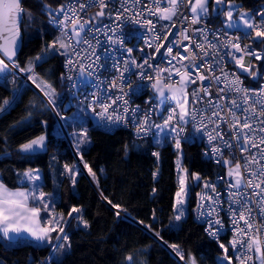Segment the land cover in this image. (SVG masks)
Segmentation results:
<instances>
[{
	"label": "trees",
	"instance_id": "1",
	"mask_svg": "<svg viewBox=\"0 0 264 264\" xmlns=\"http://www.w3.org/2000/svg\"><path fill=\"white\" fill-rule=\"evenodd\" d=\"M64 1L21 0L22 42L13 61L24 74L23 69L34 64L28 77L42 94L20 78L0 82V181L12 189L27 187L20 180L21 172L39 167L43 175L40 186L55 214L49 215L35 202L41 208L40 222L51 227L49 222L56 218L59 225L50 233L51 243L23 238L11 241L0 235V264H43L60 227L64 232L58 245L64 247H56L47 264H190L192 259L195 264H218V257L225 253L221 244L235 264L229 236L212 239L195 220L197 192L204 182L224 173L220 163L203 157L200 143L181 142L177 149L174 139L159 144L154 136L136 138L126 129L102 131L89 111L69 102L60 79L65 49L48 23L52 9ZM236 1L254 19L264 14V0ZM220 14L209 15L210 22L220 24ZM254 42L259 40L254 38ZM38 54L43 59L37 60ZM246 79L252 84L261 81L249 75ZM41 82L54 90L53 103L37 86ZM155 116L160 118V114ZM81 130L90 140L85 148L78 144ZM41 136L45 137L43 148L35 153L20 152L23 144ZM69 142L78 149L79 158ZM155 148L158 156L153 155ZM178 150L191 192L186 214L179 221L173 211ZM67 169L75 173V183ZM196 175L199 180L193 178ZM74 207L80 211L69 217ZM65 235L66 241L62 239Z\"/></svg>",
	"mask_w": 264,
	"mask_h": 264
},
{
	"label": "built area",
	"instance_id": "2",
	"mask_svg": "<svg viewBox=\"0 0 264 264\" xmlns=\"http://www.w3.org/2000/svg\"><path fill=\"white\" fill-rule=\"evenodd\" d=\"M187 0H185V3ZM83 3L86 7L83 10H79V5ZM107 7L104 9L105 15L103 17H96V13L101 9L97 4H92L91 0H65L62 4L52 9L50 17L48 18V23L54 28L56 36L59 37L63 43L67 44L71 42L76 45L75 49H68L65 53L62 70L60 72V79L65 83L67 98L70 103H78L81 108L86 109L95 118V125L102 131H114L116 129H126L131 132V134L136 138H146L153 137L155 134V124L156 122L164 123V120L169 116L171 109L175 108V101L168 99L165 102H161L162 98L153 88V84L157 79L161 80L162 84H173L178 86V81L180 77L172 72L171 80L168 79L169 72L161 71L159 77H157V71L160 69H172L175 65L176 68H181L182 65H186L189 61H179L177 57L176 60H172V56L167 54V47H172V54L175 55L177 52L180 55L187 56L185 46L190 48L198 57L196 60L197 64L204 63L205 68L210 63L213 66V70L210 72H205V75L210 77H220L219 81L205 80L200 81L196 79L195 84H190L187 88L189 93L193 89H201L202 87H207L211 96H203L204 101L212 100L213 104L219 103L224 105V110L216 109L221 111L223 116L226 109L230 108V100L236 99L238 102L242 101V94L238 95L235 91H225L219 92V89H227L228 84L225 80V75H227V80L231 81L235 78H239L241 81V87L250 90H259L264 87V82L261 80L258 84H252L247 81L246 74L242 73L238 69L236 59L243 57L241 63L245 67H250L254 59L255 48L259 47L262 52V58L259 63L264 64V42H261L263 37L256 38L259 40L258 44H255V31L249 30H230L224 28L221 24L212 23L209 20V13L206 16L200 18L198 24H190V19L192 13L187 7H181L177 17H174L173 21L159 20L158 17H154L145 13L139 16L138 19L152 20L155 24V31H150L147 25H142L140 23H135L133 20L128 18V13H125V18L117 21L115 16L117 10L123 11L122 4L124 0H106ZM151 4V0H140V4L134 5L132 0H128L126 7L132 10V16L136 17V10L144 11L145 6ZM63 6L64 11H60ZM74 7L78 9V18L81 22L88 21L84 24V31L81 33L83 38L79 44L77 40L73 38L72 28L70 26L67 28H62L58 23L60 20L64 19L65 12H67L69 7ZM168 6L163 0H161V7ZM153 10H155L153 6ZM71 17V12H68ZM187 16L188 19H184ZM95 18V19H94ZM256 24H260L261 16L254 19ZM175 26H172V25ZM105 25L107 27H105ZM162 25H168L170 30L162 27ZM99 28L100 31H96ZM92 31L89 32L88 30ZM184 29H189L185 32V35L191 37V40H185L182 38L180 33ZM196 29L203 30L204 34L207 36V40L213 44H216L215 49H208L207 44L201 38L199 32ZM115 30V31H114ZM259 30L264 31V27ZM226 33V34H225ZM166 37V38H165ZM87 40L95 49V55H92V48L89 47L88 43H84L83 40ZM231 39L233 42L238 43L242 50L237 52L231 45L223 46L227 40ZM116 43H112V41ZM196 43H204L205 48L208 50L209 55L203 56V52L196 47ZM151 45V46H149ZM159 48V52L156 50ZM129 49L132 51L129 52ZM44 50V47L42 51ZM79 52L80 55L77 56L76 53ZM229 52L232 56L227 55ZM41 53V52H40ZM39 53V54H40ZM248 53H252L251 55ZM38 54V56H39ZM100 59L97 61L96 56ZM37 56V57H38ZM233 56L236 59H233ZM36 57V58H37ZM203 57V60L199 59ZM0 59H4L0 55ZM74 61L73 65H68V60ZM171 60V64L169 61ZM79 61L78 63H75ZM145 61L148 63L145 64ZM9 64L10 74L3 75L0 78V82H5L7 78L20 76L24 80V72L18 67H14L13 61L5 60ZM95 62V63H93ZM92 63L93 69H88L87 65ZM81 65H84L86 71L81 73ZM141 66V67H138ZM150 65V66H149ZM34 64L32 65L33 68ZM92 72V75L88 73ZM193 77H196L195 72H193ZM115 85V86H114ZM165 95L169 96L165 88ZM251 98V93H249ZM219 96H224V100H220ZM116 97H123L122 100H117L116 104H113L109 109V113L115 116L124 117V119L119 121H110L106 118V114L102 115V108L99 107L94 101L96 98H100L104 104H112V99ZM124 100H127V105L124 104ZM189 100L191 97L189 96ZM193 107L192 105H189ZM243 107V104H241ZM129 109L128 113L124 112V108ZM197 109H207L205 103L197 104L194 106ZM133 109H139L137 118H132ZM167 109V110H165ZM150 116L149 124L152 126L147 135L144 133H138L137 127L138 122L143 121L145 115ZM160 114V118H156L155 115ZM206 115H211V109L206 111ZM239 115V113H238ZM216 120L217 117H212ZM205 123H208L205 120ZM176 121H173V125ZM179 127L183 128L180 132L179 137L176 133H171V137L175 136L176 139L179 138L181 142H186L188 144L200 143L202 147L203 157L209 159L212 163H220L224 167V173H219L214 175L211 179L207 180L202 184L201 189L197 192L195 198L196 207V219L199 224L204 227L207 235L212 239H219L223 235H228L230 242L236 236L234 225H233V215L229 211L231 202L229 200L230 192H236L237 189H229L228 184L234 182L232 178L228 176L229 166L223 163L224 160H231V166L234 167L237 163V159H233V154L240 160H243L244 155H249L247 153L242 154L240 149L237 147H226L225 142L232 145L236 144V141L232 138L231 131L227 123L224 120H220V127L217 131H220L224 135V140L216 139L214 141H209L208 133L215 134L213 132L214 125L208 123V127L205 129L200 125L199 116L195 121L189 119L187 123H181ZM200 129L199 131L197 129ZM173 137V138H175ZM165 138V137H164ZM213 147H219L220 153H214ZM261 147H264L262 145ZM158 151L157 148L153 149V153ZM257 149L252 148L251 153H256ZM264 163V161H262ZM255 167V166H253ZM215 184L216 191L220 194L219 204L214 205L220 210L217 214L212 217L201 216V211L206 213L207 209H200L198 205L200 204V196L198 194L204 193L205 196H213L211 188H205V184ZM249 192L251 189L248 190ZM204 204H209L210 201L206 198ZM236 207V205H231ZM253 208V216L255 217V222L258 227L264 228V224L261 223V218L259 215L258 206L255 204L250 205ZM238 218V217H237ZM208 219H219L221 223L219 225H214V230L218 232V235L210 234L211 230L206 222ZM243 226V221L240 222ZM255 235V233H253ZM235 264L238 261L235 259Z\"/></svg>",
	"mask_w": 264,
	"mask_h": 264
},
{
	"label": "snow or ice",
	"instance_id": "3",
	"mask_svg": "<svg viewBox=\"0 0 264 264\" xmlns=\"http://www.w3.org/2000/svg\"><path fill=\"white\" fill-rule=\"evenodd\" d=\"M128 0H124V4H122L123 11L117 10V14L115 16V20L120 21L125 18V13H128V18L133 20L135 23H140L142 25H147L150 31H155V24L152 20H139L138 17L147 13L148 15L158 17L159 20L164 21H173L174 17H177L179 14V10L181 7H187L192 13V17L190 19V24L195 25L200 22V18L206 16L208 14V3L209 0H167L166 7H161V0H151V4L145 6L144 11L136 10V17L132 16V10L125 6ZM225 0H215V6L213 11L219 15V12L222 9L219 7L224 4ZM92 4H97L100 7V11L96 13V17H103L105 15L104 9L108 6L106 0H91ZM134 5L140 4V0H132ZM153 6L155 10H153ZM86 7L85 4L81 3L79 5V10H83ZM234 5L229 0V9L226 13V27L228 29H233L239 31L241 29V25H243L247 29H252L255 31V35L258 38L264 37V31L259 30L264 27V14L261 16L260 24H256L249 16L248 13H240L239 22L233 18V11L231 10ZM60 11H64L63 6ZM68 12H71V17L68 15ZM22 9H21V0H0V53L3 56L7 57L9 61H13V57L16 55V48L18 46V38L20 34V17H21ZM95 19V18H94ZM184 19H188L187 16ZM70 26L72 28V34L77 40V44L83 39L81 37V33L84 31V24L88 23V21L81 22V19L78 18V9L74 7H69L67 12H65L64 19L60 20L58 23L62 28H67ZM172 26H175L174 24ZM105 27H107L105 25ZM163 28L170 30L168 25H162ZM89 32L92 30L89 29ZM96 31H100L99 28H96ZM115 31V30H114ZM189 31V29H184L180 35L185 40H191V37L185 35L184 33ZM195 31L199 32L201 38L207 44L208 49H215L217 47L216 44H213L207 40V36L204 34L203 30L196 29ZM226 34V33H225ZM166 38V37H165ZM84 43H88L89 47L92 48V45L86 39L83 40ZM202 52L203 56H208L209 52L205 48L204 43H196ZM261 42H264L262 40ZM112 43H116V41H112ZM231 45L237 52L246 51L242 50L238 43L233 42L231 39L227 40L223 46ZM151 46V45H149ZM55 47V45H53ZM60 47L65 49V53L68 52V49H75L76 45H73L71 42L65 44L60 42ZM159 52V48L156 49ZM188 52L187 56L180 55L177 52L175 55L172 54V47H167V54L172 56V60H176L177 57L179 61H189L188 64L182 65L181 68H176L175 65L172 66V69H160L157 71V77H159V73L161 71L169 72L168 79L171 80L172 72H175L177 76L180 77L178 81V86H174L173 84H162L160 79H157L153 84V88L162 98L161 102H165L168 99L175 101V108L171 109V112L167 119L164 120L162 125H155L157 129H159V133L156 135L163 134L166 138L167 135L171 133H176V136L179 137L180 132L183 131L182 127H179L181 123H187L189 119L195 121L197 116H199L200 125L203 128L208 127V123L214 125L213 132L208 133L209 141H214L216 139L224 140V135L220 131H217L220 127V120H224L227 123L229 130L231 131L232 138L236 141L235 145H232L228 142H225L226 147H237L240 149L242 154L244 155L243 160L238 159L233 154V159H237V163L234 167L231 166V160H224L223 163L229 166L228 176L233 179L234 182L229 183V189H237L236 192H230L229 200L231 205H236V207H232L230 205L229 211L233 215V225L236 236L230 242L233 253L235 254L234 258L238 261V264H264V228L258 227L255 222V217L253 216V208L250 205L255 204L258 206L259 215L261 218H264V87H261L259 90H250L241 87V81L239 78H235L231 81L227 80V75H225V80L228 84L227 89H219V92L225 91H235L238 95L242 94V101L238 102L236 99H232L229 101L231 107L227 108L224 115H221V111H217L216 109L224 110L225 106L219 104L218 102L213 104L212 100L208 101L203 100V96H211L209 89L207 87H202L201 89H193L191 93L187 91V88L190 84H195L196 79L198 78L200 81L205 80H214L219 81L220 77H210L205 75V72H210L213 70L212 64H208L205 68L204 63L197 64L196 60L198 59L197 55L187 46L184 49ZM132 50L129 49V52ZM65 53H61L62 55ZM252 54V53H248ZM77 56L80 55L79 52L76 53ZM92 55H95V49L92 48ZM227 55L232 56V53L229 52ZM259 55L256 56V59H260ZM37 60L43 59V57L38 56ZM100 57L97 55L96 60L98 61ZM199 59L203 60V57H199ZM233 59H236L233 56ZM243 57L240 59H236V63L238 66L244 68V71H248L247 67H244L241 63ZM76 61L75 63H78ZM95 63V62H93ZM148 62L145 61V64ZM171 60L169 64H171ZM74 61L69 59L68 65H73ZM14 67H18L13 61ZM150 66V65H149ZM138 67H141L138 65ZM9 68V64L5 62L4 59H0V73L6 72ZM88 69H93V64L90 63L87 65ZM28 72H34L32 67L28 69H23ZM81 73L86 71L84 65H81ZM193 72H195L196 77H193ZM92 75V72L88 73ZM255 76L256 73H250ZM33 82L36 83V78L33 77ZM38 87H41L42 91H45V95L49 96V103H53L51 96L54 90H51V85H48L44 82L38 83ZM115 86V85H114ZM165 88L167 92L170 94L169 96L165 95ZM203 93V96L201 95ZM249 93H251V98ZM189 96L191 100H189ZM123 97H116L112 99V104H104L100 98L95 99V103L102 108V115L106 114V118L110 121H119L124 119L121 116H113L109 113V109L113 104L117 103V100H122ZM220 100H224V96H219ZM125 105H127L128 101H123ZM205 103L207 105V109H197L194 106L197 104ZM5 104H8V101H5ZM243 104V107L241 106ZM192 105L193 107H190ZM211 109V115H206V111ZM167 110V109H165ZM124 112L128 113L129 109L127 107L124 108ZM132 118L136 119L139 109H133ZM239 113V115H238ZM212 117H217L216 120H213ZM150 116L145 115L143 121L138 122L137 131L138 133L148 134L150 128L152 127L149 124ZM205 120L208 123H205ZM173 121H176V124L173 125ZM200 130L199 128L197 129ZM83 139L81 143L86 142V132L81 134ZM45 137L41 136L37 139L31 140L29 143H25L21 146L20 152L22 154L35 153L39 149L44 146ZM159 143V141H157ZM175 146L177 149L181 147V140L179 138L175 141ZM257 149L256 153H251V149ZM214 153H220L219 147H213ZM153 155L158 156V153H153ZM179 167V161L177 162ZM255 166V167H253ZM85 167H88L85 165ZM73 176V183H75V173L72 169H67ZM89 174L95 177V174L89 168ZM156 174L154 173V176ZM23 177L28 181H38L40 179L38 174L33 173L32 171H28L23 173ZM196 180H199L200 177L198 175L193 177ZM39 185H35L31 189L25 188L24 190H11L4 183H0V234L5 238L11 239V234H21L27 233L34 239L38 241L47 240L51 243L50 233L56 231V227L59 225V220L53 219L49 223L53 226L51 227H42L40 226V212L41 208L35 206V204L30 205L31 202L39 201L40 204L43 205V209L46 211L48 205L44 203L45 194L43 192H39L37 195V189ZM205 188H211L214 193L213 196H205L204 193L198 194L200 196V204L198 207L200 209H207L206 213L201 211V216L212 217L217 214L220 210L218 207L214 205L219 204L220 194L216 191L215 184H205ZM251 189L249 192L248 190ZM190 188L186 185V175L179 176V190L175 193L176 203L174 205V210L177 211V215L175 219L177 221L181 220L184 215L182 211V206L186 203L187 199L190 197ZM208 199L210 201L209 204H204V200ZM113 207H118L117 205H113ZM80 209L72 208L71 212L68 213L69 216H72L73 213H79ZM120 213L117 212V215ZM238 217V218H237ZM243 221V226H241L240 222ZM206 222L209 225V229L211 230L210 234L218 235V232L214 230V225H219L221 221L219 219H208ZM261 223L264 224V219L261 220ZM86 225V222H85ZM61 233L64 232L62 227L59 228ZM255 233V235H253ZM159 235V233H157ZM57 239H61V237H57ZM62 239L67 240V236H63ZM56 247H64V245H57ZM175 247V246H173ZM221 248L225 250L224 259L228 261V264H232L233 257L228 255V249L225 248L223 244L220 245ZM183 258V257H182ZM131 260V257H128ZM190 264H195V260L192 259Z\"/></svg>",
	"mask_w": 264,
	"mask_h": 264
},
{
	"label": "rangeland",
	"instance_id": "4",
	"mask_svg": "<svg viewBox=\"0 0 264 264\" xmlns=\"http://www.w3.org/2000/svg\"><path fill=\"white\" fill-rule=\"evenodd\" d=\"M73 36V35H72ZM73 38L74 39H76L74 36H73ZM45 48V47H44ZM257 55H259L261 58H262V52L260 51V49H259V47H257V48H255V51H254V59H253V61H252V63H251V66L250 67H247L248 68V71H244V68L243 67H241V66H238V69H239V71H241L242 73H244V74H246V75H249L250 76V78L251 79H253V80H256V79H260V80H262L263 82H264V64L263 63H259L260 62V60H261V58L260 59H256V56ZM30 67H32V66H30ZM245 67V66H244ZM10 72H11V70H9V68L6 70V72H5V75H8V74H10ZM256 73V75L255 76H253V75H251L250 73ZM32 72H28L27 71V74H24L25 76H29V74H31ZM10 78H12L13 79V77H10ZM16 78H20V76L18 75V76H16ZM15 78V79H16ZM20 79H22V78H20ZM28 79H29V77H28ZM23 80V79H22ZM91 118H92V121L94 122V124H95V118L91 115ZM158 124H160V125H162V122H159V123H157L156 122V124L155 125H158ZM155 134H157V133H159V129H157L156 127H155ZM82 133H85L83 130H81L80 132H79V134H78V144L80 145L81 144V146H82V148H85V147H87L88 145H89V142H90V140H89V137L87 136V134H86V142L85 143H81V140L83 139V137H82ZM173 137H175V136H173ZM173 137H171V135H167L166 136V138H164V136H163V134H160V135H154V141L157 143V141H159V144H161V143H163V142H165V141H167L168 139H174V141H173V146L174 147H176L175 146V141H176V137L175 138H173ZM69 145H70V147H71V149L73 150V153H74V155H75V157H78L79 158V151H78V149H76V148H74L73 147V145H72V143L71 142H69ZM180 150H178V157L176 158V160H175V169H176V176H177V182H178V188H177V190H176V192L179 190V176L180 175H185V170L183 169V167L181 166V164H180ZM179 161V167H178V164H177V162ZM80 161H78V163H79ZM78 166H79V164H78ZM28 171H32L33 173H35V174H38L39 175V177H40V179L38 180V181H28L27 179H25L24 177H23V173H25V172H28ZM20 180L21 181H23L24 183H26L27 184V187L29 188V189H31V188H33L35 185H39V187H38V189H37V195L39 194V192H43V193H45L46 194V192L44 191V189H42V187L40 186L41 184L40 183H42L43 182V175H42V171H41V169L39 168V167H34V168H27L26 170H24V171H22L21 172V175H20ZM0 183H2L1 181H0ZM186 185L188 186V183H187V181H186ZM175 192V193H176ZM50 194V193H49ZM36 203H40L39 201H35ZM47 199H46V197H44V203L45 204H47ZM175 203H176V197H175V195H174V199H173V211H174V216H176L177 215V211H175L174 210V205H175ZM186 204H187V201H186V203L182 206V211H183V213H184V215L182 216V218L185 216V214H186ZM41 205V207L43 208V205L42 204H40ZM48 205V204H47ZM44 210V209H43ZM46 212L49 214V215H51L52 216V206H50V205H48V208H47V210H46ZM195 212H196V207H195ZM54 216H55V214H53ZM194 216H195V220L197 221V219H196V213L194 214ZM69 217H71V216H69ZM53 219H56V218H53ZM67 221H68V219L64 222V225L67 223ZM199 223V222H198ZM63 228V227H62ZM62 234L63 233H61L60 231L58 232V234H57V236H56V238H55V240H54V243H53V246H52V248H51V250H50V252H49V254H48V257L46 258V260L43 262V264L45 263V264H47L48 263V261H49V259H50V256L52 255V252L54 251V249L56 248V246L58 245V242H59V240L60 239H57V237L59 236V237H61L62 236ZM233 255L235 256V254L233 253ZM224 256H225V253H222L219 257H218V264H228V261L227 260H225L224 259Z\"/></svg>",
	"mask_w": 264,
	"mask_h": 264
},
{
	"label": "crops",
	"instance_id": "5",
	"mask_svg": "<svg viewBox=\"0 0 264 264\" xmlns=\"http://www.w3.org/2000/svg\"><path fill=\"white\" fill-rule=\"evenodd\" d=\"M165 3H167V0H163ZM231 3L234 5V7L231 9L232 11H233V18L235 19V20H237L238 22H239V16H240V13H248V16L254 21V15L249 11V10H246V9H241L240 8V3L238 2V1H236V0H231ZM214 6H215V0H209V3H208V13H209V15H215L216 13L213 11V8H214ZM221 9H222V11H221V14H220V17H221V21H220V24L224 27V28H226V29H228L227 27H226V16H225V13L228 11V10H230L229 9V0H225V2H224V4H222V5H220L219 6ZM230 30H233V29H230ZM240 30H249V29H247V28H245L243 25H241V29ZM255 38H257L256 36H255ZM159 95V94H158ZM160 96V95H159ZM25 188H27V189H29L28 187H24V188H16V189H12V188H10L11 190H13V191H15V190H24ZM31 204H33V202H31L30 201V205ZM34 204H35V202H34ZM35 206H37V207H39V205L38 204H35ZM39 223H40V226H42V227H44L43 225H42V223L40 222V219H39ZM2 237H3V235L2 234H0ZM10 237H12L11 239H9V238H5V239H7V240H11V241H13V240H16V239H18V238H23V239H29V240H32V241H35V242H43V241H38V240H36V239H34L33 237H31L29 234H27V233H21V234H19V235H17V234H11L10 233Z\"/></svg>",
	"mask_w": 264,
	"mask_h": 264
},
{
	"label": "water",
	"instance_id": "6",
	"mask_svg": "<svg viewBox=\"0 0 264 264\" xmlns=\"http://www.w3.org/2000/svg\"><path fill=\"white\" fill-rule=\"evenodd\" d=\"M21 42H22V37H21V35L19 34V38H18V46H17V48H16V53H17V51H18V49H19V47H20V45H21ZM0 55L3 56L2 53H0ZM14 57H15V56H14ZM14 57H13V59H14ZM3 58H5L6 60H8L7 57H5V56H3ZM4 74H5V72H4V73H0V78H1ZM23 78H24V80H25L27 83H29L30 85L34 86V85L32 84V82L28 79V76H24ZM34 87H35V89H36L40 94H42V93L40 92V90H38V88H37L36 86H34ZM82 170L84 171L83 168H82ZM84 173H86V172L84 171Z\"/></svg>",
	"mask_w": 264,
	"mask_h": 264
},
{
	"label": "bare ground",
	"instance_id": "7",
	"mask_svg": "<svg viewBox=\"0 0 264 264\" xmlns=\"http://www.w3.org/2000/svg\"><path fill=\"white\" fill-rule=\"evenodd\" d=\"M6 60V59H5Z\"/></svg>",
	"mask_w": 264,
	"mask_h": 264
}]
</instances>
